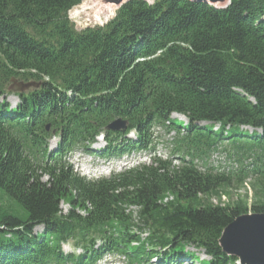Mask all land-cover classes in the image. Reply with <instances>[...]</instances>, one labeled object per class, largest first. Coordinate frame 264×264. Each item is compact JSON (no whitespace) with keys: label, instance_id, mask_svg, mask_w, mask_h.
<instances>
[{"label":"trees","instance_id":"1","mask_svg":"<svg viewBox=\"0 0 264 264\" xmlns=\"http://www.w3.org/2000/svg\"><path fill=\"white\" fill-rule=\"evenodd\" d=\"M84 1L0 0V264H237L224 230L264 214V0H131L78 30ZM117 120L125 132L107 130ZM75 150L151 157L88 180ZM244 187L250 204H214Z\"/></svg>","mask_w":264,"mask_h":264},{"label":"rangeland","instance_id":"2","mask_svg":"<svg viewBox=\"0 0 264 264\" xmlns=\"http://www.w3.org/2000/svg\"><path fill=\"white\" fill-rule=\"evenodd\" d=\"M102 1L103 0H85L82 3V5H80L79 7L75 8L74 10L70 12L69 18L74 23L75 27L78 30H83L87 27L104 26L115 17V14L117 12L116 10H113V11L104 10V9H101V7L97 5L99 4V2H102ZM8 103H10L12 107H15V105L18 103V100L16 99V97L10 96L8 98ZM172 118L176 119L178 122L179 121L184 122L185 125L188 124V121L182 116L174 115ZM155 138L158 141L157 150H156L157 155L158 154L161 155L162 158L170 157V150L168 149L166 145L167 138H165L163 136V133L160 131L156 132ZM100 140L101 139H99L98 145L95 144L92 147L93 150H99V149L104 148L105 145L103 142H100ZM57 142H58V139L51 140L50 148L52 150L56 148ZM148 158H149V154H134V155L125 157L126 159L125 163L126 164L129 163V165L131 166L133 165L139 166L140 164L147 163ZM70 159H71V162L76 166V168H78L79 165L88 167L89 164H92V167L88 169L89 171L101 170V168L98 165V162L100 161V159L95 158V156H93L92 154H89L82 150H75L72 153ZM116 161H119V160H116ZM116 161H113V162H116ZM120 162L122 161H119L117 164H119ZM116 171L118 170L116 169ZM238 199H241L244 202H246L247 200V202L250 204L253 199V193L249 191L247 187H244L242 191H240L239 193L237 192L234 193L232 198L223 199L221 200V202L214 201V204H220V203L222 205L233 204L237 202ZM169 200H171V198H169ZM62 209L64 210V212H67L69 207L67 205H63ZM36 231L41 232L42 228H38ZM64 246H63V249L66 253H69L72 251L71 246H70V250L66 249ZM190 251L194 252L192 249H190ZM72 252H76V251H72ZM196 254L199 256L201 260H208V257H206L204 254L198 253V252H196ZM100 264H127V261L124 258L113 256V257H106L105 260L102 261Z\"/></svg>","mask_w":264,"mask_h":264},{"label":"water","instance_id":"3","mask_svg":"<svg viewBox=\"0 0 264 264\" xmlns=\"http://www.w3.org/2000/svg\"><path fill=\"white\" fill-rule=\"evenodd\" d=\"M131 0H105L106 5L113 6L116 11ZM153 2L156 0H144ZM204 3L214 7H226L229 0H187ZM40 83H18L13 80L10 91L23 93L38 89ZM127 128V122L117 120L107 127L108 131L121 132ZM49 130V127L47 128ZM220 246L225 254L236 258L240 264H264V214L245 215L232 222L223 232Z\"/></svg>","mask_w":264,"mask_h":264},{"label":"bare ground","instance_id":"4","mask_svg":"<svg viewBox=\"0 0 264 264\" xmlns=\"http://www.w3.org/2000/svg\"><path fill=\"white\" fill-rule=\"evenodd\" d=\"M104 3H105V0H103L102 2H99V4H97V5L100 6L101 9H104V10H108V11L116 10V9H114L113 6L106 5V4H104ZM102 138H103V137H101L100 139H102ZM98 142H99V140H98Z\"/></svg>","mask_w":264,"mask_h":264},{"label":"clouds","instance_id":"5","mask_svg":"<svg viewBox=\"0 0 264 264\" xmlns=\"http://www.w3.org/2000/svg\"><path fill=\"white\" fill-rule=\"evenodd\" d=\"M66 249H69L70 250V246L69 245H65L64 246Z\"/></svg>","mask_w":264,"mask_h":264}]
</instances>
